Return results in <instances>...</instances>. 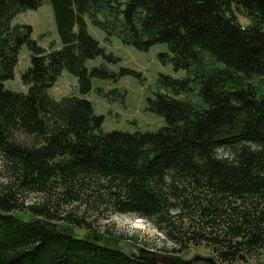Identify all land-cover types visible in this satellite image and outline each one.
Instances as JSON below:
<instances>
[{"label": "trees", "instance_id": "16d2710c", "mask_svg": "<svg viewBox=\"0 0 264 264\" xmlns=\"http://www.w3.org/2000/svg\"><path fill=\"white\" fill-rule=\"evenodd\" d=\"M44 3L61 43L50 51L30 26L13 25ZM237 12L248 26L236 25ZM86 17L108 40L140 51L168 45L171 56L161 60L187 76H162L168 94L150 100L165 127L105 133L91 101L50 96L64 71L83 96L94 77L134 74L89 72V60L115 58L91 37ZM25 45L28 92L18 93L5 83ZM0 163L8 175L0 184V264H144L95 235L77 236L75 228L90 224L61 211L77 203L150 222L173 252L205 244L223 263L264 264V0H0ZM24 193L55 201L26 206Z\"/></svg>", "mask_w": 264, "mask_h": 264}, {"label": "rangeland", "instance_id": "374dc122", "mask_svg": "<svg viewBox=\"0 0 264 264\" xmlns=\"http://www.w3.org/2000/svg\"><path fill=\"white\" fill-rule=\"evenodd\" d=\"M236 14L242 26L246 27L250 24V21L240 12ZM86 23L89 34L99 42L105 54L115 58L114 62H108L104 56L89 60L86 63L89 72L94 68L104 66L117 77L125 70L132 71L134 74L122 76L118 80L94 77L92 78L91 92L83 96L80 92L78 79L64 71L49 89L50 96L56 101L70 96L86 98L91 101L96 114L104 117L102 130L105 133L112 131L156 132L165 127V119L150 111V100L156 99L158 94H168L161 81L162 76H170L175 79H183L187 76L186 71L177 72L170 62L165 63L161 60L162 54L171 56L168 45L157 44L148 51H140L133 46L125 45L118 37L108 40L106 33L97 28L88 17H86ZM13 25L30 26L33 29L32 38L47 51L51 50L52 44L56 49L61 47L53 9L49 3H44L37 10L19 14L13 21ZM30 66L31 54L25 45L19 55L15 78L5 83L6 88L18 93H27L28 87L23 84L22 75ZM178 99L199 103L196 97L179 96ZM17 142L24 144L26 138L18 136ZM7 179L8 175L2 170L0 163V184L6 183ZM48 200L55 201L33 193H24L20 198V202L25 203L26 206L28 204L43 205ZM61 204L63 203L61 202ZM95 206L89 207L77 203L75 207L64 206V210H61L64 212L73 209L74 215L85 217L87 222L85 224H90V228H75L74 233L77 236L102 235L101 244L122 250L129 256L134 255L137 251L154 252L155 258L158 260L180 258L189 261L200 256L215 258L219 264H226L219 261L213 249L206 247L205 244L192 243L183 248L181 252H173L175 248L173 244L165 240L164 234L150 222L131 215L111 214L99 209L98 204ZM25 213L19 210L15 212V215L29 219L30 217ZM262 259H264V254ZM259 261V257L249 258V264H257Z\"/></svg>", "mask_w": 264, "mask_h": 264}, {"label": "water", "instance_id": "95a60500", "mask_svg": "<svg viewBox=\"0 0 264 264\" xmlns=\"http://www.w3.org/2000/svg\"><path fill=\"white\" fill-rule=\"evenodd\" d=\"M237 26H241L240 23L236 24ZM94 239L97 242H101L103 240L102 235H95ZM147 258L139 259V263L144 264H219L215 258H204L197 256L192 260L186 261L180 258H173L170 260H158L155 258L154 252H146Z\"/></svg>", "mask_w": 264, "mask_h": 264}, {"label": "flooded vegetation", "instance_id": "af4514ba", "mask_svg": "<svg viewBox=\"0 0 264 264\" xmlns=\"http://www.w3.org/2000/svg\"><path fill=\"white\" fill-rule=\"evenodd\" d=\"M148 256L146 255V253H143V252H140V251H137L134 255H131L130 258L133 260V261H136V262H139V259H142V258H147Z\"/></svg>", "mask_w": 264, "mask_h": 264}]
</instances>
